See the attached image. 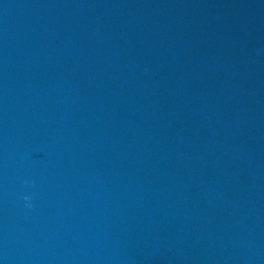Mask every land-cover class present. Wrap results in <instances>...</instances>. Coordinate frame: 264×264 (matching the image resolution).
<instances>
[{"label":"water","instance_id":"obj_1","mask_svg":"<svg viewBox=\"0 0 264 264\" xmlns=\"http://www.w3.org/2000/svg\"><path fill=\"white\" fill-rule=\"evenodd\" d=\"M0 264H264V0H0Z\"/></svg>","mask_w":264,"mask_h":264},{"label":"clouds","instance_id":"obj_2","mask_svg":"<svg viewBox=\"0 0 264 264\" xmlns=\"http://www.w3.org/2000/svg\"><path fill=\"white\" fill-rule=\"evenodd\" d=\"M28 199H30V197H27V196H26V197H25V200H28Z\"/></svg>","mask_w":264,"mask_h":264}]
</instances>
